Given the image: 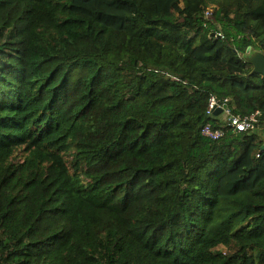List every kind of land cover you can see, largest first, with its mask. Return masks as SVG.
Here are the masks:
<instances>
[{"label": "trees", "instance_id": "trees-1", "mask_svg": "<svg viewBox=\"0 0 264 264\" xmlns=\"http://www.w3.org/2000/svg\"><path fill=\"white\" fill-rule=\"evenodd\" d=\"M249 48L264 0H0V264H264Z\"/></svg>", "mask_w": 264, "mask_h": 264}, {"label": "built area", "instance_id": "built-area-1", "mask_svg": "<svg viewBox=\"0 0 264 264\" xmlns=\"http://www.w3.org/2000/svg\"><path fill=\"white\" fill-rule=\"evenodd\" d=\"M206 17L210 15V12L205 13ZM226 100L222 104H219L213 97L210 98L206 115L210 116L211 114L221 110V116H224V120L230 128L236 132H251L254 130L256 123L258 122L259 112H255L248 117H239L233 115L225 106ZM201 133L204 137L211 140L220 139L224 132L219 128H212L209 125H206L202 128Z\"/></svg>", "mask_w": 264, "mask_h": 264}, {"label": "water", "instance_id": "water-1", "mask_svg": "<svg viewBox=\"0 0 264 264\" xmlns=\"http://www.w3.org/2000/svg\"><path fill=\"white\" fill-rule=\"evenodd\" d=\"M245 62H247L251 68L253 74L263 76L264 75V55L259 51H251L250 48L243 56ZM221 113V110H217L215 115Z\"/></svg>", "mask_w": 264, "mask_h": 264}, {"label": "crops", "instance_id": "crops-1", "mask_svg": "<svg viewBox=\"0 0 264 264\" xmlns=\"http://www.w3.org/2000/svg\"><path fill=\"white\" fill-rule=\"evenodd\" d=\"M220 120H221V121H224V116H220ZM257 133H258V135L260 136V137H259V140H262V141L264 142V132H262L261 129H258V130H257ZM263 148H264V147H263Z\"/></svg>", "mask_w": 264, "mask_h": 264}, {"label": "rangeland", "instance_id": "rangeland-1", "mask_svg": "<svg viewBox=\"0 0 264 264\" xmlns=\"http://www.w3.org/2000/svg\"><path fill=\"white\" fill-rule=\"evenodd\" d=\"M259 128L255 129L253 132L256 133Z\"/></svg>", "mask_w": 264, "mask_h": 264}]
</instances>
